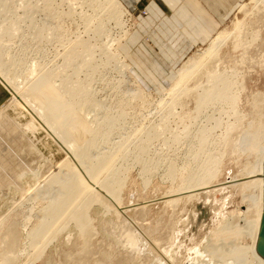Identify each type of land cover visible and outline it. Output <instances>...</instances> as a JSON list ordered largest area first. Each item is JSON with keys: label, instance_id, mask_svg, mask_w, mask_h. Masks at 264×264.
I'll return each mask as SVG.
<instances>
[{"label": "bare ground", "instance_id": "6f19581e", "mask_svg": "<svg viewBox=\"0 0 264 264\" xmlns=\"http://www.w3.org/2000/svg\"><path fill=\"white\" fill-rule=\"evenodd\" d=\"M26 1L21 0L19 7L26 8L28 6ZM45 1L50 2L52 0ZM81 1L83 5L89 4L88 8L93 10L91 15H84L88 17L86 18L88 20L87 25L85 23V27L88 29L86 32L93 31V41L78 39L73 42L66 54L67 61L63 67H59L55 71L51 69L50 74L42 84H37V70L30 67L22 74L12 73L3 78L1 73L5 69L15 71L17 66L11 62L10 51L0 47V88L9 94L8 100L0 106V189L5 187L3 194L7 195L6 193L10 192L8 187L14 186L21 192L20 202H24L26 199L32 201L43 198L50 203L47 209L40 212L41 225L35 228L30 236L33 264H36L45 255L48 247L54 241L56 242L72 224L80 229L84 238L83 244L91 245L97 232L92 226L94 224L92 214L95 205L102 206L107 213H115L121 209L123 188L127 184L133 165H140L146 183L154 173L159 172L161 164L167 158L156 157L158 153L153 151L156 143H162L165 148L175 149V158L167 159L170 162L169 167H166L169 178L177 179L178 173L181 174L180 171L186 169V166H180L182 168L180 169L178 161L191 159L193 162V166L188 170L190 174L186 178L185 188L183 186L182 189L184 194L181 193V195L186 194L191 198V195H194L198 189L208 186L219 175L225 157L220 146L226 145L229 140L233 142L231 138H228L229 134L236 126L238 127L237 122L243 118L240 111L242 109H239L241 104L239 102L242 98L241 94L244 91L245 82L254 74L264 73V0L257 10L260 14H257L258 17L251 21L246 14L250 7L240 5L244 19L237 23V33L234 39L232 38V44L229 43L231 35L228 30H225L211 42L207 52L203 55L197 53L183 68L178 70L179 78L173 89L158 98H154L151 93H148L132 74L133 67L129 61L125 45L132 39L137 26H134L132 21V26L128 27L129 24L125 17L129 12L122 0ZM71 2L76 4V2L79 3V0L69 1V3ZM11 3L13 0L0 1V12L8 9ZM14 9L13 12L7 10L9 14L0 23V36L16 37L23 22L27 19V17L19 16L16 8ZM75 10L73 8L70 12L65 11L66 13L61 15L66 18L72 17L75 15ZM83 14L81 15L83 16ZM48 21L44 24L45 27L49 26ZM110 24H114V29H118L116 34L111 32ZM75 48H81L82 51H75ZM228 48L231 49V52L228 51ZM77 60L80 61L79 69L74 74L79 78V74L84 68L88 71L92 70L94 74L87 75L89 81L83 82L77 78L76 82L70 83L68 80H64V68L69 67L72 62ZM107 68L116 70L121 77L120 84H124L126 93L131 95L130 100L122 99L119 101V109L116 112L113 108H107L106 100H99L95 92L88 91L84 105L80 106L71 100H67L66 105L61 109H56L58 105L60 106L58 104L60 100L62 101L67 97L74 100L78 93L84 94L85 88L83 87L88 86V84L91 86L95 75ZM22 97H26V100L23 101ZM9 106L20 108L25 112L29 118L30 128L40 126L39 120L45 108L52 106V109L57 110L48 127H45L44 123L40 127L43 129L41 132L45 137L55 144L62 158L55 166L52 167L51 165L52 170L38 179L37 185L32 189L22 187L21 176L23 174L19 175L18 173L16 177L8 169L10 168L7 166L8 164H5L8 157L13 160L9 166L11 164L20 166L19 163L22 160L18 157L20 154H17V150H13L9 142L3 139L1 132L3 130L12 132L15 137H12L11 141L14 143L20 142L19 139L24 136L23 131L15 121L6 114L5 110ZM129 110H133V112L128 113ZM231 114L235 117L234 122L224 121V118H228ZM202 118H206L205 122L202 121ZM147 124L148 126H146ZM174 124L177 129H173ZM62 126L65 127L64 130H60ZM217 129L224 130V132L221 131L222 137L219 144L213 135ZM242 131L241 135L244 134ZM240 139L242 138L238 137L235 141H240ZM235 141L234 143H237ZM228 145L231 146V143ZM181 148L183 149L181 150ZM160 155L162 152L159 153ZM34 162L36 163V161ZM154 162L156 163L154 164ZM28 168L26 171L29 174L38 176V172L32 169L34 166ZM181 195L179 196L180 200L183 199ZM250 219L237 215L232 218V221L227 222L228 224L220 235L213 237L216 238V241L218 240V243L220 241L218 237H223L224 240L229 237V240H225L226 242L237 239L239 231L237 233L235 231H237V227L242 225H245L246 232H250L249 235H251L257 228L255 229L251 224L252 220ZM233 232L236 236L232 235ZM3 243L8 248V254H13V251L15 253L16 231L11 232ZM85 247L83 256L69 255L71 257H67L70 259L68 261L71 264H93V257L97 254L92 253L91 246ZM158 248L160 249V247ZM208 249L203 250H207L203 257L200 256L202 253L197 255L200 257L195 258L192 264H205L206 260V264H211L213 262L212 252ZM235 250L233 253L236 254L238 250ZM205 258L207 259L205 260ZM101 259L99 260L100 263H105ZM6 260L10 259L6 258ZM68 261L65 258L64 262ZM122 264L125 263L122 262Z\"/></svg>", "mask_w": 264, "mask_h": 264}, {"label": "rangeland", "instance_id": "374dc122", "mask_svg": "<svg viewBox=\"0 0 264 264\" xmlns=\"http://www.w3.org/2000/svg\"><path fill=\"white\" fill-rule=\"evenodd\" d=\"M69 1L52 0L46 2L45 0H27L26 4H28V6L26 8H20L21 0H13V3L9 4L8 9L0 12V23L4 21L9 14L7 10L13 12L15 11L14 8H16L19 16L27 17L16 37H11L9 35L0 36V47L10 51L9 57L12 59L11 62L15 63L17 66L15 71L8 68L5 69V71L1 73L3 78L12 73H16L17 75L22 74L30 67L37 70V84H42L50 74L51 69L55 71L56 69L58 70L59 67H63L65 61H67L66 54L69 52V48L73 42L78 39L93 41V31L91 30L90 32L89 30V32H86L88 29L85 27L88 22L86 19L88 17L85 16L93 13L92 8H88L89 4H84V7L81 0H79V3L76 2V4H74V2V5L72 2L69 3ZM262 1L263 0H243V3H241L242 6L250 7L246 13L250 21L256 19L260 14L257 10L258 7L262 5ZM122 3L129 12L125 17V20H127L129 24L128 27L132 26V21L133 25L137 26V24L141 23L142 19H146L151 15L148 10L151 3L150 0H134L133 4L130 0H122ZM77 5H79V7H77ZM157 5L163 11V14H168V10L164 5L161 3ZM73 8L74 10L77 9L75 10L76 16L74 15L66 18L61 15L62 13L70 12ZM240 8V6H237L229 12L226 20L218 25L216 30L212 33L213 37L209 43H207L208 41L197 42L196 44L188 46L184 41L180 40V36H174V42V39L171 37L169 41L173 43L172 46L175 48L174 51L176 55L169 59L165 58L159 51V47L155 41L145 33L135 40L134 43H129L130 50H132L134 57L141 60L149 72L144 83H142L145 88L139 82L138 83L148 93H151L154 98L169 93L178 81V70L183 68L197 53L203 55L207 52L211 42L221 33L228 30L231 35L229 43L233 42L234 36L237 33V23H240L244 19V14H242ZM81 14H83V16ZM47 20H49V26L45 27L44 24L47 23ZM154 22L161 24V17L160 19L154 17ZM110 25L112 26L110 27ZM110 25L109 28L111 32L116 34L118 29H114V24ZM133 38L134 35L129 41L132 42ZM229 48L228 51L231 52ZM76 50L79 52L82 51L81 48H75V51ZM156 57H161L162 60L160 61L157 58V68L151 65L152 59ZM79 64L80 61L77 60L72 62L69 67L64 68V80H68L71 83L79 79L84 82L88 80L87 75L94 74L92 70L88 71V69L84 68L78 78L74 73L79 69ZM134 68L136 69V66H134ZM259 74H254L245 82L244 91L241 94L242 98H240L239 102V104H242L239 105V109H242L240 111L243 118L240 122H237L236 125H238V127L236 126L229 134L228 138H231L233 142L229 140L226 145L220 146L225 157L220 168L221 170H219V175L216 177L217 179L214 178L215 180L213 179L211 181L208 185L209 187L206 186L203 187L204 189H198L194 195H191V198L186 196V194L184 196L181 195V193L184 194L182 189L183 186L185 188V183H187L186 178H188L190 174L188 170L193 166V162L191 159H182L178 161L179 167L186 166V169L184 170L180 167L182 170L180 171L181 174L178 173L180 176L177 175V179L169 178L167 176V174H169L167 168L170 162L167 159L170 160L175 158V149L165 148L162 146V143H156L153 151L156 154L158 153V156H155L157 158H167L164 163L161 164L159 172L154 173L148 183H146L140 165H133L126 182L127 184H125L123 188V205L121 209L115 213H107L102 206L95 205L92 214L94 222V224L92 222V226L96 229V235H98H95V238L93 237L91 245L83 244L84 238L80 229L72 224L69 229L62 233L56 242L54 241L51 246L48 247L45 255L37 261L36 264H71L68 261L70 260L69 258L73 255L74 257L78 255H80V257L83 256V252L86 250L85 246H91L92 253L97 254L93 257V264H122V262L125 264H161V262L162 264H192L195 258L206 255L207 250H203L206 248L208 249L209 245L213 260L211 264H235L237 263L236 261L239 262L237 264H264V260L259 257L255 251L259 221L262 214L261 168L264 159V73L262 72ZM58 80L60 81V79ZM120 80L121 77L114 68H107L95 75V83L92 82L93 84L91 86L88 84V86L83 87L85 88V90H83L84 94L78 93L74 100L73 98L63 97L65 99L58 102L60 106L58 105L56 109H61L66 105L68 103L67 100H71L77 103V105L82 106L84 105V100L87 99L88 92H95L99 100H106L107 108H113L116 112L119 109L120 100L131 99V95L126 93L125 85L120 84ZM8 98L9 94L0 88V106L4 105ZM22 98L23 101L24 99L26 100V97ZM51 100L52 98L50 101ZM52 108V106L45 108L39 120L40 126L44 123L45 127H48L51 119H53L57 113V110ZM5 112L15 121L24 133V136L21 137L22 139H19L20 142L16 141L14 143L11 141L12 137H15L12 132L6 130L1 132L3 139L9 142L13 150H17V154H20L18 157L22 160L19 163L20 166L18 164H11L9 166V163L13 160L8 157L5 164H8L7 166L10 167L8 169H10L15 176L18 173L19 175L23 174V176H21L22 187L32 189L37 185L38 179L44 177L52 170V167L61 160L62 156L58 153L55 144L50 139H47L41 132L43 129L39 125V127L30 128L29 118L22 109L9 106ZM132 112L133 110L128 111V113ZM229 117V119L225 117L224 121L233 123L235 120L234 115L231 114ZM205 120L206 118H202L203 122H205ZM243 121L245 122L243 123ZM66 122H68V120H66ZM146 126H148V124ZM172 127L173 129H177L175 124ZM64 128L65 127L62 126L60 130H64ZM217 130L213 135L217 140V144H219L221 142L219 140L222 137L221 131L224 132V130ZM241 130H243V135H241ZM238 137L242 139H240V141H235ZM234 141L237 143H234ZM230 143L232 147L228 145ZM182 149L183 148H181V150ZM167 150H171L172 152ZM161 152L162 155L159 156ZM34 161H36V163ZM155 163L156 162H154V164ZM21 164L23 165L21 166ZM31 166H34V168ZM28 167L32 168L34 171L36 170L35 172H38V176L36 174H29V172L26 171ZM181 175H183V178ZM3 188L6 189L5 187ZM3 188L0 189V264H33L34 261L31 259L33 253L31 255L30 236L33 230L41 225L40 212L47 209L50 203L43 198L32 201L26 199L24 202H20L21 192L19 190L10 185V187H8L10 192L4 195ZM180 195L183 199H187L180 200ZM237 215L238 217L240 215L241 217H248L249 219L251 217V224L255 229L257 228L253 233L255 235H249L250 232H246L245 225H242L237 227L239 230L236 229L237 231H235V233L239 231L237 239H232L233 241L230 239L232 242H226L225 240H229V237H224L225 240L223 237H218L220 240L218 243V240L216 241L214 237L220 235L221 231L228 224L227 222L232 221V218ZM14 231H16L17 235L15 253L13 251V254H8V248L3 242L7 239L8 235L11 232L14 233ZM235 233L233 232L232 235L236 236ZM207 245L208 247H206ZM158 247H160V249ZM234 250H238V252L241 251V255L238 252H236V254L233 253ZM96 251L100 252L96 253ZM199 254L201 255L197 256ZM5 257L10 260H6ZM65 258L68 261L66 263L64 262ZM100 259L105 263H100ZM206 259L207 258H205V260ZM204 263L206 264L207 260Z\"/></svg>", "mask_w": 264, "mask_h": 264}, {"label": "crops", "instance_id": "0c3cea01", "mask_svg": "<svg viewBox=\"0 0 264 264\" xmlns=\"http://www.w3.org/2000/svg\"><path fill=\"white\" fill-rule=\"evenodd\" d=\"M130 1L133 4L134 0ZM150 2L148 10L152 16L149 15L150 17L141 20L137 25L133 41H128L125 45L133 67L132 72L141 85L149 72L143 62L134 57L129 43H134L145 33L155 41L165 58L169 59L176 55L173 43L169 41L171 37L174 42V36H180V40L188 46L197 42L209 43L218 25L223 23L229 12L239 7L243 0H150ZM160 3L168 10V14H163L157 5ZM154 17L159 19L161 17V24L154 22ZM157 58L162 61L161 57H156L152 59V63L150 62L156 68Z\"/></svg>", "mask_w": 264, "mask_h": 264}, {"label": "water", "instance_id": "95a60500", "mask_svg": "<svg viewBox=\"0 0 264 264\" xmlns=\"http://www.w3.org/2000/svg\"><path fill=\"white\" fill-rule=\"evenodd\" d=\"M255 251L264 260V159L262 161V214L256 237Z\"/></svg>", "mask_w": 264, "mask_h": 264}]
</instances>
